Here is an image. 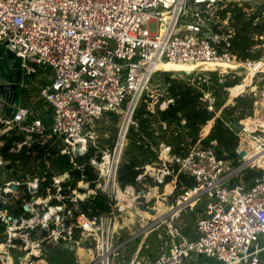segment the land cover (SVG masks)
<instances>
[{"label": "built area", "instance_id": "obj_1", "mask_svg": "<svg viewBox=\"0 0 264 264\" xmlns=\"http://www.w3.org/2000/svg\"><path fill=\"white\" fill-rule=\"evenodd\" d=\"M259 6L264 1L0 0V47L18 59L21 88L39 67L51 70L37 95L53 109L47 125L30 117V108L19 100L9 116L0 115V264H46L44 247L63 242L86 252L78 264H119L120 230L133 226L136 218L144 236L157 231L162 244L154 258L141 259L136 250L126 264H259L264 250L263 132L239 120V159L233 163L225 151L216 155L214 140L201 144L207 133L201 129L194 142L179 141L174 152L151 134V127L167 128V121L142 127L134 117L140 105L145 115L176 102L169 84L153 81L160 62L228 65L183 70L185 77L175 78L201 90L205 110L215 114L217 95L203 88L206 72L242 68L254 75L264 64L261 57L238 58L231 48L234 10L247 20L255 15L254 25L264 22V10L256 14ZM151 21L155 32L149 31ZM247 50L254 51L252 46ZM107 114L120 118L114 136L100 125ZM178 123L185 131V120ZM131 131L134 144L151 157L135 162L133 179L125 181L120 179L121 160ZM19 134L7 149L15 157H5L6 138ZM45 146L55 152L37 156L33 149ZM23 150L24 159H35L25 171ZM61 159L66 162L62 168ZM248 168L261 171L249 183L242 177ZM95 197L103 198L105 210H90ZM187 210L198 214L192 234L189 227L184 234L186 227L176 223ZM139 211L154 213L142 218ZM201 257L213 261L198 263Z\"/></svg>", "mask_w": 264, "mask_h": 264}, {"label": "rangeland", "instance_id": "obj_2", "mask_svg": "<svg viewBox=\"0 0 264 264\" xmlns=\"http://www.w3.org/2000/svg\"><path fill=\"white\" fill-rule=\"evenodd\" d=\"M264 1V0H261ZM241 20H247L243 13L237 9L234 10L233 16L231 18V23L235 26H238V22ZM264 23V22H263ZM148 28L150 32H155L156 30V23L151 21L148 24ZM251 35V38L262 40L263 42L256 41L255 45H252L253 50H260L262 55L260 56L261 60L264 58V30L257 32L252 31L249 33ZM261 36V37H260ZM264 61V60H263ZM260 67L264 70V64H260ZM50 69H46L43 67H40L37 73L33 74V76H30V78L24 80V87L21 88L20 83L22 82V76L19 74V83L18 88L19 90H22L23 93V103L27 105L30 108V117L32 118H39L41 119L46 125L51 123V114H52V106L48 102H46L43 98L38 97L37 95V86L36 84H39L41 82H44L47 80L48 75L50 74ZM159 72L153 73V81H161L164 85H171L172 81L179 83L177 80H175L176 77L183 78L185 77V73L183 70H176V68H170V69H163L158 70ZM206 75L208 76V79L206 82H204L203 86H206L205 88L213 89L215 93H217L219 99H223L224 106L231 105L234 103L236 99H239L241 102V109L243 112H248L247 105L252 103V113L250 115L244 116L246 117H259L261 119H264V94L262 91H264V72L260 71L259 73H256L251 76L250 80V86L246 87L245 83L239 81L236 85L232 86L230 88V93L228 92V88L230 86H224L225 83H227L230 79L240 78V80L246 75V73L243 71L242 68L235 69L231 73L228 74H219V72L216 71H208L206 72ZM166 78V79H165ZM254 86L252 89L251 87ZM242 91V92H241ZM241 92V93H239ZM237 93H239L238 96H235ZM175 96L177 94L174 93ZM235 96V97H234ZM232 97V98H231ZM176 101V100H175ZM176 103V102H175ZM204 105V101L201 100V103ZM221 105L220 107L215 108V114L219 115L221 113V108L223 107ZM126 107V103L123 106V109ZM239 109V111H242ZM179 114H181L179 112ZM235 114H238L236 112ZM213 115V116H214ZM143 120H140V122L143 121V124L150 123L151 121H155L156 123L161 119L158 115V111L153 112L152 114H145L142 115ZM119 115L117 114H107L103 115V117L100 119V125L104 132H108L109 136H114L116 133V124L119 120ZM180 119H184L181 117ZM239 119V120H241ZM239 120H237L239 122ZM168 122L167 128L161 129L160 127H157L155 124L153 127H151L152 131L151 134L155 137H158L159 139L163 140H169L173 136H176L177 138H180V141L186 142L189 140V137L186 134V130L183 131V127H180V124L175 121ZM208 122L213 123L212 120H209ZM207 122V123H208ZM146 126V125H145ZM203 129L205 130V133L207 132L206 126L203 124ZM200 126V127H202ZM201 129V128H200ZM164 132V137L160 136L161 133ZM176 138V139H177ZM179 142V141H178ZM177 142V143H178ZM173 148V145H171ZM133 146L128 143L126 146V151H124V155L122 157V165L123 163L127 162L130 158H138L139 162L147 161L151 155L146 152L142 155L141 152H138V150H133ZM34 151H39V149H33ZM8 154V151L6 152ZM9 155V154H8ZM22 155H25L24 150L22 151ZM135 155V156H134ZM10 156V155H9ZM141 157L144 158V160H140ZM140 158V159H139ZM34 156H30V158H25V161L23 163V171L28 170V167L33 166L32 164H35ZM121 165V169L122 166ZM54 170V168H53ZM127 173H130V170H125ZM122 170L120 171V173ZM132 173V172H131ZM15 175H18V173H14ZM3 176L5 174L3 173ZM161 192V190H160ZM155 201L154 198H152L151 202ZM154 212H148V214H153ZM198 214L196 212L192 211H186L182 213L179 218L176 220V223L180 226L184 225L185 227H189L190 231L189 234L194 233V219L197 217ZM142 221H140L138 218L133 221V226L130 227V231L126 232L124 237L120 236V239H118V242L125 240L127 247L124 249V252H126V261H129L132 256L134 255V246L137 245L139 241L143 240L144 243L141 246L142 249L139 250L140 252L137 253V256L141 259H149L154 258L157 253L160 251V246L162 244V240L157 236V231H152L144 236V230H141V224ZM134 232H136L135 237H130ZM264 255V252H263ZM46 264H78V258L75 253V251L71 250H65V251H59V250H53L49 253H45L43 256ZM212 262L213 260L209 258H200L198 263L202 262ZM37 264H43L40 261L37 262Z\"/></svg>", "mask_w": 264, "mask_h": 264}, {"label": "trees", "instance_id": "obj_3", "mask_svg": "<svg viewBox=\"0 0 264 264\" xmlns=\"http://www.w3.org/2000/svg\"><path fill=\"white\" fill-rule=\"evenodd\" d=\"M255 17L253 15L249 20H241L239 21L235 26V36L231 40V48L232 50H235L237 52V57L244 59V58H250V59H259L262 55L260 50H254L253 52L248 51L247 49L250 48L252 45L256 44V41L263 42L262 40L253 39L251 38L250 32H260L264 30V23H256L252 24V18ZM264 47V46H263ZM240 80V78L230 79L227 83L224 84V86H231L235 83H237ZM172 84L170 85V89L172 92L177 94L176 103L169 105L166 109L162 111H158V115L160 116V120H165L169 122H179L180 118L183 117L185 120V126H186V134L189 137L190 142H194L196 138L198 137V133L200 130V126L203 124L206 126V129L208 131L210 125L212 124L210 130L206 134V136L201 140V144L204 146H209V142L211 140L215 141L214 149L220 153V152H227V158H230L233 163H236L239 159L238 155L235 152V146L237 145V142L239 140V137L237 135V130L232 127V121L233 120H239L244 116L250 115L252 113V99L250 103L247 105L248 112H243L241 109V102L239 99H236L233 104L223 106L221 109V113L214 117L213 123L208 122L212 119L213 113L210 115L205 110L203 104L201 103V96L202 92L201 90L197 89L196 87H192L186 84H183L181 82L176 83L174 80H171ZM206 86H203L205 88ZM217 95V93H216ZM224 99V98H223ZM223 99H219L217 95V101L215 103V108L220 107ZM241 109L242 111H239ZM145 112L144 105H140L134 112V117L137 118L139 121L143 120V113ZM179 112L181 114H179ZM238 112V114H235ZM208 122V123H207ZM228 123L229 126L226 125ZM141 126L144 127L143 121L140 122ZM164 132L161 133V137H164ZM21 137V134L12 136L10 138H6L4 142V153L5 157L14 158L15 155L11 154L10 156L6 153L9 145L11 144V141L13 139H19ZM176 136H173L167 141L170 145H173V151L178 152V141H180V138H177ZM134 132L131 131L129 135V144H131L134 148L133 150H138V152H141L140 155L143 153L146 154L148 151L146 148H143L142 146H136L134 144ZM126 151V150H125ZM45 152H49L50 154H53L55 150L52 148V146H45L39 149L37 156H41ZM135 156V155H134ZM21 157L23 159V162L25 161L24 156L21 154ZM140 159V158H139ZM144 160L143 157H141L140 160ZM139 162L138 158H130L127 162L123 163L122 172L120 173V179L125 181H131L133 179L134 174L131 173V168L135 164V162ZM66 165V162L64 159H61V161L58 162V166L60 168L64 167ZM130 170V173L126 172L125 170ZM261 171L256 169H246L242 172V177L249 183V179L256 175H260ZM76 175H78L76 173ZM92 177V174L88 176V178ZM181 181L186 180L184 176H180ZM184 184L188 185L190 184V181L187 180L184 182ZM169 186L167 187V189ZM88 209V207L86 208ZM95 209L99 210H105L106 205L104 204L103 198L95 197L91 201L90 210L93 212Z\"/></svg>", "mask_w": 264, "mask_h": 264}, {"label": "water", "instance_id": "obj_4", "mask_svg": "<svg viewBox=\"0 0 264 264\" xmlns=\"http://www.w3.org/2000/svg\"><path fill=\"white\" fill-rule=\"evenodd\" d=\"M264 10V6H259L257 9V15ZM19 68H18V59L10 52H4L0 47V115L9 116L14 108V104L19 100L22 90H19ZM210 115L211 112L207 111ZM214 119V118H213ZM213 122V120H212ZM232 127L236 130H241L242 126L237 120L232 121ZM243 152H239L241 156ZM218 157H221L220 153H216ZM86 187H88L86 185ZM143 208V204H140ZM188 227L183 230V233L186 234ZM84 246H88L85 244ZM77 247L74 243L63 242L61 245H52L44 247V253H49L53 250L65 251V250H76ZM259 264H264V259L259 260Z\"/></svg>", "mask_w": 264, "mask_h": 264}, {"label": "bare ground", "instance_id": "obj_5", "mask_svg": "<svg viewBox=\"0 0 264 264\" xmlns=\"http://www.w3.org/2000/svg\"><path fill=\"white\" fill-rule=\"evenodd\" d=\"M216 66H220L221 68L223 67H228V65H222V64H207V63H201V64H180V63H174V62H160L156 65L157 69L159 70H163V69H170V68H176V70H193L195 68H199L201 70H214L216 69ZM232 68H234L235 66H231ZM261 68V67H260ZM151 68H149L150 70ZM260 71L264 70L261 68L259 69ZM251 76H252V72L248 73L247 75H245L242 80H240L241 82L245 83L246 87L250 86V80H251ZM254 86H252V89ZM242 92V91H241ZM262 93L264 94V91H262ZM241 123L242 124H247L249 125L250 123L254 124V125H250L249 127L254 128V130L261 131L264 134V129L263 130H259L256 127L260 126L261 128H264V119H261L259 117H254V118H245V119H241ZM201 134H205V130L203 129V126L201 127L200 130ZM159 211L161 212L162 210H165L164 207L159 206L158 207ZM139 215H141L142 218H145L148 214L139 211ZM78 261L83 262L84 259L86 258V252L82 249V248H78L75 251Z\"/></svg>", "mask_w": 264, "mask_h": 264}, {"label": "crops", "instance_id": "obj_6", "mask_svg": "<svg viewBox=\"0 0 264 264\" xmlns=\"http://www.w3.org/2000/svg\"><path fill=\"white\" fill-rule=\"evenodd\" d=\"M40 69V67L38 68V70ZM46 69H48V68H46ZM50 71V74L48 75V77H47V80L46 81H44V82H41V83H39V84H36V86H38V85H40V84H43V83H45V82H47L50 78H51V76H52V73H51V70H49ZM31 76H33V75H31ZM30 78V77H29ZM22 99H23V93H21V95H20V99H19V103H22V104H24L23 103V101H22ZM212 126V125H211ZM210 128L211 127H209V129H208V131L210 130ZM208 131H207V133H208ZM206 133V134H207ZM206 134H205V136H206ZM132 225H128L125 229H122V230H120V235H119V239H120V236H122V237H124V235L123 234H125L126 232H129L131 229H130V227H131ZM136 236V235H135ZM134 236V237H135ZM131 237V236H130ZM262 243L264 244V238H262ZM120 242H124L123 243V246H122V254H121V256L120 257H118L116 260H117V262L119 263V264H126V263H128V261H126V252H124V249L127 247V245H126V241L125 240H122V241H120ZM143 243H144V241L143 240H141V241H139L138 242V244L137 245H133L134 246V252H133V254L135 253V251L136 250H138V252H140L139 250H141L142 249V245H143ZM263 252H264V250L263 251H261L260 252V254H259V257H260V259L261 258H263L264 259V255H263Z\"/></svg>", "mask_w": 264, "mask_h": 264}, {"label": "clouds", "instance_id": "obj_7", "mask_svg": "<svg viewBox=\"0 0 264 264\" xmlns=\"http://www.w3.org/2000/svg\"><path fill=\"white\" fill-rule=\"evenodd\" d=\"M211 120H213V119H211Z\"/></svg>", "mask_w": 264, "mask_h": 264}]
</instances>
